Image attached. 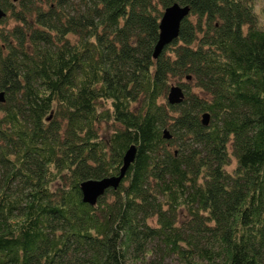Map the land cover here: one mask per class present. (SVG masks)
<instances>
[{"label":"trees","instance_id":"obj_1","mask_svg":"<svg viewBox=\"0 0 264 264\" xmlns=\"http://www.w3.org/2000/svg\"><path fill=\"white\" fill-rule=\"evenodd\" d=\"M262 1L0 0V264H264Z\"/></svg>","mask_w":264,"mask_h":264},{"label":"water","instance_id":"obj_2","mask_svg":"<svg viewBox=\"0 0 264 264\" xmlns=\"http://www.w3.org/2000/svg\"><path fill=\"white\" fill-rule=\"evenodd\" d=\"M189 6H182L179 3H173L167 6L159 21V37L155 44L153 56L157 57L163 48L172 42L179 35L180 24L182 20L189 13ZM5 14V12L0 9V17ZM190 78V76H187ZM185 97L184 89L179 84H173L170 86L168 91V101L172 104L180 103ZM3 92H0V100H3ZM202 123L208 125L210 122V113L205 112L202 114ZM164 137L171 138L172 134L170 131L164 129ZM136 153V146L134 144L125 151L123 155L122 166L120 167L119 173L112 176H106L99 179H87L80 183V189L82 192L83 200L94 204L97 198L103 194L108 188H117L124 177L129 165L134 159Z\"/></svg>","mask_w":264,"mask_h":264},{"label":"rangeland","instance_id":"obj_3","mask_svg":"<svg viewBox=\"0 0 264 264\" xmlns=\"http://www.w3.org/2000/svg\"><path fill=\"white\" fill-rule=\"evenodd\" d=\"M263 5H264V1H262L261 3H259V4L257 5V9L260 10V7H263ZM260 19L263 21V20H264V15H261V16H260Z\"/></svg>","mask_w":264,"mask_h":264}]
</instances>
